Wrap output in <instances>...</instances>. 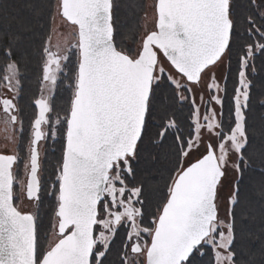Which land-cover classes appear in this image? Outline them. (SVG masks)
Listing matches in <instances>:
<instances>
[{
  "label": "snow or ice",
  "instance_id": "snow-or-ice-1",
  "mask_svg": "<svg viewBox=\"0 0 264 264\" xmlns=\"http://www.w3.org/2000/svg\"><path fill=\"white\" fill-rule=\"evenodd\" d=\"M54 6L71 30L44 40L27 129L14 37L0 48V126L13 145L0 149V264H246L240 180L254 159L248 113L264 0H154L134 47L117 0ZM49 140L62 143L46 178ZM162 149L163 186L150 197L137 165ZM230 171L237 181L222 198ZM44 196L54 201L47 244L38 211L21 203L38 209Z\"/></svg>",
  "mask_w": 264,
  "mask_h": 264
},
{
  "label": "trees",
  "instance_id": "trees-1",
  "mask_svg": "<svg viewBox=\"0 0 264 264\" xmlns=\"http://www.w3.org/2000/svg\"><path fill=\"white\" fill-rule=\"evenodd\" d=\"M116 18L119 30L127 41L126 46H133L138 41L141 17L145 10V0H117ZM55 0H0V48L4 47V35L8 33L14 37L13 44L16 54L22 60L21 73L23 76L22 98L19 106L23 110L25 128L28 127L32 115L33 99L39 95L41 76V47L45 38L52 32L55 14ZM235 59H233V69ZM254 87L252 101L248 113L250 146L249 154L254 156L252 167L244 172L240 180L241 209L248 213L247 219L241 225L243 235L239 240L243 259L246 264H264V165L260 158L264 155V57L256 58V74L251 77ZM231 91L232 82L228 84ZM1 92V89H0ZM68 93L61 88L56 97V104L64 102ZM227 107V105H226ZM187 113L184 108L183 116ZM27 135V133H26ZM62 140H49L44 143L42 151V165L44 175L50 178L53 165L60 155ZM152 161L142 158L137 165V175L147 177L146 195L155 197L157 189L162 188L163 180L160 172L167 161L163 158ZM23 156L24 153L21 152ZM54 201L51 197H42L39 205V231L41 240L49 235L52 223ZM197 264H201L197 261Z\"/></svg>",
  "mask_w": 264,
  "mask_h": 264
},
{
  "label": "rangeland",
  "instance_id": "rangeland-1",
  "mask_svg": "<svg viewBox=\"0 0 264 264\" xmlns=\"http://www.w3.org/2000/svg\"><path fill=\"white\" fill-rule=\"evenodd\" d=\"M153 2H154V0H145L144 12L145 11L148 12L149 18L146 21L144 18V13H143V15L141 17V23H140L141 28H140L138 40L140 38V35H142L145 28H151L152 27V22H151L152 7L151 6H152ZM70 30L71 29L68 27V25L65 24L55 13L53 25H52V32H51V34L53 35V43H56L58 36L66 35L68 32H70ZM217 72H218V75L224 73L225 72V66L221 65L220 68L217 69ZM3 91L4 90L1 89L0 93H2ZM5 135L6 134L2 130V126H0V149H3L5 147V145L7 144V148L9 150H11L13 148V145L5 139ZM43 145H44V143H42L40 146L41 158H42ZM236 181H237L236 173L230 171L228 178L224 182V187L221 190V197L222 198H224L228 195V193L232 190L233 185L236 183ZM21 203L25 208L32 209V210H38V209H34V205L29 203L27 201L26 197H22ZM52 223H53V220H52ZM52 223H51V230H50L49 236L54 238V231L52 229ZM47 243H48V241H47Z\"/></svg>",
  "mask_w": 264,
  "mask_h": 264
}]
</instances>
